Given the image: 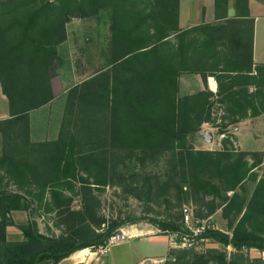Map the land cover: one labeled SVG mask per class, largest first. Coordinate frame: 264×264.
I'll return each mask as SVG.
<instances>
[{
	"label": "trees",
	"instance_id": "1",
	"mask_svg": "<svg viewBox=\"0 0 264 264\" xmlns=\"http://www.w3.org/2000/svg\"><path fill=\"white\" fill-rule=\"evenodd\" d=\"M240 1L247 4V0ZM180 3L0 0V84L11 115L0 120L4 142L10 141V147L0 155V264H60L78 251L108 247L111 236L140 219L150 220L162 234L178 235L177 242L195 237V241L211 240L236 252L264 251V168L261 176L255 171L264 159L231 148L229 136L220 150H199L190 142L204 124H212L226 135L230 126L264 115V65L254 62V20L247 7L242 11L239 0L235 18H228V0H216V16L222 21L182 29ZM220 9L224 16L218 15ZM105 10L110 15V34L103 46L97 44L102 65L81 85L93 83L94 91L80 96L107 109L108 151L102 158L98 154L79 158L70 147H61L40 170L36 163L20 158L17 140L23 139L27 146L23 152L30 149L29 115L55 98L53 68L62 64L61 47L68 40L69 23L75 18L96 17ZM183 75H200L205 89L183 95ZM102 76L110 81L103 87L98 84ZM209 77L216 79L217 93L208 87ZM115 159L127 168V161L133 159L142 165L166 162V184L179 196L174 208H180L184 198L208 208L202 218L222 208L232 233L205 228L195 235L181 222L183 217L173 213L174 208L164 219L130 218L103 228L105 219L97 220L90 206L97 200L91 196L92 188L108 185L106 174ZM45 172L52 176L43 177ZM139 175L146 177L147 173L141 168ZM78 179L83 185L84 211L71 210L72 198L64 194ZM150 180L143 186L147 198L155 195ZM247 180L257 183L248 203L238 192ZM9 184L21 193L7 192ZM34 204L36 211L57 212L65 228L63 234L45 236L31 222L19 226L23 240H10L8 228L15 225L11 214L31 211ZM164 264L264 261L256 258L242 263L234 256L229 259L225 251L200 252L191 246L171 248Z\"/></svg>",
	"mask_w": 264,
	"mask_h": 264
},
{
	"label": "rangeland",
	"instance_id": "2",
	"mask_svg": "<svg viewBox=\"0 0 264 264\" xmlns=\"http://www.w3.org/2000/svg\"><path fill=\"white\" fill-rule=\"evenodd\" d=\"M109 21V11L105 10L96 17L84 20L75 18L69 23L67 32L68 40L70 36L71 45H69L68 40L62 45V64H58L53 68V79L58 96H56L55 101L52 100V103L50 102L51 104L49 103L30 113V141L32 146L23 152V149L27 146L23 143V139L17 140L22 149L20 158L23 161L34 162L41 170L44 168V164L48 163L50 155L60 153L61 147H70L79 158H86L91 154H98L100 158H102V154L106 155V151L109 148L107 142L108 135L104 133L102 126L94 124L90 117V115L94 116L92 115V110L98 111L102 109L95 107L92 102L89 103L88 98L86 100L82 99L84 94L94 91V89H89L93 87V83L86 84L83 87L81 85H83L87 78H92L94 71L100 69L102 65L98 61L100 56L97 44L100 42L103 46L107 42L110 34ZM93 41L94 43H92ZM102 48L104 47H100V50ZM99 78L98 84L102 86V80H104L102 78H106V76ZM79 89H81L82 93H78L77 95L76 92ZM3 95L0 84V116L4 117L0 118L2 120L11 118L8 99L4 95L6 99L3 101V97H1ZM70 100L77 101V103L74 102L73 107L65 111L60 131L57 132L54 126L49 130L44 129V119L46 116L56 114L60 110L63 101L68 106ZM32 113L34 121L33 129L30 122ZM219 113L221 114V111ZM204 125L199 133L190 137V142L196 149L220 150L223 146V139L229 136L232 142L231 148L237 151L252 153L256 155L254 157L264 159V115L252 118V120L246 119L230 126L226 135L220 134L218 128L212 124L207 123L206 127ZM59 142L61 143L58 144ZM9 147L10 141L5 143L4 135L0 133V155ZM253 155L249 157L251 163L255 160ZM131 162L127 161V165H130V168H127L121 161L115 159L113 165L110 163L111 167L106 174L108 185L101 187V189L95 188V186L92 188L93 195L91 196L97 200L91 201L90 206L96 211L97 220L98 218L105 219L106 224L103 225V228H107L118 221L129 220L130 218L151 216L164 219L168 216L169 210L176 206L177 197L179 196L168 188L166 184V162L163 161L159 164L148 162L145 165L137 163L135 159L131 160ZM141 168L146 171V177L139 175ZM263 168L264 163L260 167H257L255 171L261 176ZM42 176L46 178L52 176V174L45 172ZM150 178V182L155 185V195L147 198L144 196L143 186L146 184V179L149 180ZM256 184L252 180H247L238 189V192L246 198L247 203L254 194ZM5 190L7 192H20L14 184H9ZM64 194L72 198L71 210H85L83 185L79 179L74 180L73 188L64 190ZM36 206L37 204H34L31 211H14L11 214L15 225L8 228L10 240H23V234L19 226L27 225L31 222L35 223L39 232L45 236L59 237L63 234L65 228L63 225H60L61 222L57 216V212L46 213L43 209L36 211ZM185 210H188V213ZM207 212V207L195 203L192 199L187 200L185 198L180 208L173 209V213L181 215L183 217L181 222L190 228L195 235H198L205 228L232 233L227 219L224 218L222 208L218 209L212 216L202 218L203 215H207ZM186 214L189 215L188 222L186 221ZM99 231L101 232L102 230ZM131 231L136 236L144 237L112 245L107 255V259L111 263L124 264L128 258L137 261L145 256L150 257L146 261V264L152 263V258L159 261L161 257H164L165 262L169 245L172 248L178 249L194 246L200 252L208 249H217L225 251L229 259L234 256L242 263H245L248 259L256 258L264 261V251L258 249L236 252L232 247L225 248L221 244L211 240L195 241L193 239L195 237H183L181 242H177L178 235L162 234L161 230L148 219H140L134 224H127L119 232L128 233ZM127 236L129 235L127 234ZM99 250L102 249L100 248ZM90 251L92 250L90 249ZM87 255H90L89 251Z\"/></svg>",
	"mask_w": 264,
	"mask_h": 264
},
{
	"label": "crops",
	"instance_id": "3",
	"mask_svg": "<svg viewBox=\"0 0 264 264\" xmlns=\"http://www.w3.org/2000/svg\"><path fill=\"white\" fill-rule=\"evenodd\" d=\"M239 3H240V8L242 9V11H244L246 7L249 9L250 18L254 20V62L256 65H264V0H247V4L246 2L241 3V1L239 0ZM236 5H237V0H228V6H227L228 18L236 17L237 15ZM216 13H217L216 12V0H181L180 27L182 29H188V28H191V27L203 24V23H215V22L222 21L223 19H220V20L217 19ZM218 15L224 16L225 15L224 10L220 9L218 12ZM68 43L69 45H71L70 36H69ZM102 79L104 80H102L103 84L101 87H103L104 83L107 85L110 82L107 76L106 78H102ZM52 85H53V90L55 94V98L53 101H55L56 96H58V94L56 91V85H55V81L53 78H52ZM180 86H181V93L183 95L192 94L197 91L205 89V84L200 75H183L180 80ZM208 87L214 93L218 92V83L214 77L208 78ZM89 89H93V87ZM80 90L81 89H79L76 92L77 95L78 93L79 94L82 93ZM251 90H253V88ZM1 97H3L2 98L3 101L6 99L4 95ZM74 102L77 103V101L70 100L69 105L67 106V103L63 101L60 110H58L56 114L46 116V118L44 119V129L49 130L50 128L54 126L56 131L59 132L61 124L65 117V111L69 108H72ZM101 109L102 110H98V111L92 110V113H93L92 115L94 116L90 115V117H94V121L96 120V123L94 124H97L100 127L102 126L104 133L107 134L109 114L105 107H102ZM0 118H4V117L0 116ZM6 119L7 118L3 120H6ZM249 120H252V119H249ZM30 122H31V126L33 129L34 127L33 113L30 116ZM204 127H206V124L204 125ZM132 233L133 231L126 233L129 235L128 240H133V239L144 237V236H136L135 234H132ZM113 245H116V244H113ZM111 246L112 245H110L107 248L106 252H102L101 250L92 252L90 251V249L78 251L77 253L72 255L70 258L63 260L60 264H113L109 261V259H107V255L109 254V250ZM170 248H172V246L169 245L167 254ZM88 251L90 252V255H87ZM148 259H150V257H146V256L140 258L137 261H133L132 259L128 258L127 260H125L124 264H146V261ZM156 260L157 259L152 258L151 259L152 263H149V264H164V257H161L159 261H156Z\"/></svg>",
	"mask_w": 264,
	"mask_h": 264
},
{
	"label": "built area",
	"instance_id": "4",
	"mask_svg": "<svg viewBox=\"0 0 264 264\" xmlns=\"http://www.w3.org/2000/svg\"><path fill=\"white\" fill-rule=\"evenodd\" d=\"M185 211H186V213H188V210H185ZM186 221H187V222L189 221V215H188V214H186ZM126 240H128V236H127V234H126L125 232H119V233L114 234L113 236H111V238H110V240H109V245H108V247H109L110 245H113V244L122 243V242H124V241H126ZM108 247H106V248H101V249H102L101 251H102V252H106Z\"/></svg>",
	"mask_w": 264,
	"mask_h": 264
}]
</instances>
